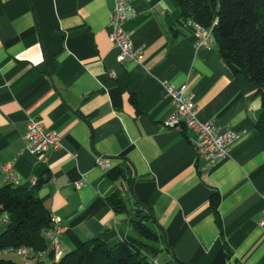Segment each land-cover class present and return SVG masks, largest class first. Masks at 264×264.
<instances>
[{
    "label": "crops",
    "instance_id": "0c3cea01",
    "mask_svg": "<svg viewBox=\"0 0 264 264\" xmlns=\"http://www.w3.org/2000/svg\"><path fill=\"white\" fill-rule=\"evenodd\" d=\"M114 4L0 0V188L46 179L38 195L61 221L63 254L95 237L116 245L133 235L130 214L107 200L122 190L152 207L167 264H264L258 86L231 71L215 40L197 47L178 0L135 4L125 29L143 57L120 63L109 38ZM166 84H186L201 120L242 134L211 169L203 170L192 131L163 126L172 111ZM30 118L56 131L61 146L44 155L27 150ZM117 166L127 167L129 180L109 179Z\"/></svg>",
    "mask_w": 264,
    "mask_h": 264
},
{
    "label": "trees",
    "instance_id": "16d2710c",
    "mask_svg": "<svg viewBox=\"0 0 264 264\" xmlns=\"http://www.w3.org/2000/svg\"><path fill=\"white\" fill-rule=\"evenodd\" d=\"M178 1L182 20L211 29L224 63L234 74H243L258 86L262 110L256 128L264 140V0ZM128 175L125 166L114 167L107 173L113 182L129 180ZM45 182L41 179L32 188L10 182L0 188V222H6L0 233V251L23 246L35 251L49 250V261L27 256L32 264H155L162 252V237L153 227L158 224L153 209L137 198L131 202L122 190L113 192L107 200L117 213L130 214L133 235L116 245L95 237L54 260L45 236L53 225L52 213L38 195ZM219 203L220 195H213L212 208L222 227ZM0 264L24 263L0 257ZM176 264L187 263L178 259Z\"/></svg>",
    "mask_w": 264,
    "mask_h": 264
},
{
    "label": "built area",
    "instance_id": "2783aa9c",
    "mask_svg": "<svg viewBox=\"0 0 264 264\" xmlns=\"http://www.w3.org/2000/svg\"><path fill=\"white\" fill-rule=\"evenodd\" d=\"M139 0H115L110 17L111 31L109 38L111 42L119 49L118 61L125 63L128 61H140L143 57V49L135 47L130 33L125 29L126 22L136 16L135 4ZM196 30L197 47H209V43L214 41L211 29H206L202 25L190 22ZM166 91L171 98L172 111L164 119L163 126L168 129H187L193 132L191 139L197 152V158L204 161L203 170L211 169L219 161L226 158L232 144L241 138L242 134L229 126H217L213 122L203 121L199 118L195 103V96L185 84L179 88L166 84ZM26 149L36 155H44L53 149L61 146V137L54 131L44 126V124L35 119L28 120L26 132ZM97 165L102 168H108L109 161L103 155L96 158ZM9 178L16 180V176L11 173L12 166L5 167ZM85 184V179L77 181L75 186L81 187ZM52 228L45 232V236L50 244V250L53 251L54 260L62 258L61 237L63 227L59 218L52 215ZM264 226V216L261 221ZM47 251H35L30 247L10 248L0 251V257L9 253H16L25 256H37L44 259L47 257ZM155 264H159L155 261Z\"/></svg>",
    "mask_w": 264,
    "mask_h": 264
},
{
    "label": "rangeland",
    "instance_id": "374dc122",
    "mask_svg": "<svg viewBox=\"0 0 264 264\" xmlns=\"http://www.w3.org/2000/svg\"><path fill=\"white\" fill-rule=\"evenodd\" d=\"M5 228H6V222H0V233L3 230H5ZM3 257L7 259H12L19 263L32 264V262L25 255L23 256V255H18L16 253H9V254L4 255ZM156 259H158V261L161 264H167L166 257L162 254H160ZM46 260L49 261V258L47 257Z\"/></svg>",
    "mask_w": 264,
    "mask_h": 264
}]
</instances>
